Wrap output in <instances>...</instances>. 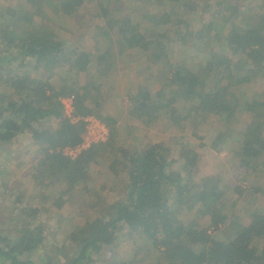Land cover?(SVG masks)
I'll return each mask as SVG.
<instances>
[{
	"label": "trees",
	"instance_id": "trees-1",
	"mask_svg": "<svg viewBox=\"0 0 264 264\" xmlns=\"http://www.w3.org/2000/svg\"><path fill=\"white\" fill-rule=\"evenodd\" d=\"M102 1L5 0L0 6V150L14 138L24 136L30 139L32 159L40 170L48 162L64 164L60 176L52 173L47 178L39 170L33 173L31 198L38 201L49 194L48 200L56 205L53 215L41 214L39 208L29 205V199L24 201L22 190L18 195L12 192L15 197L11 206L0 211V264H29L27 255L35 251L44 256L41 264H112L105 252L121 245V240L129 245L128 262L135 259L131 264H264V206L238 221L227 236L208 233L210 227L226 218L225 204L238 202L240 197L229 196V191H238L239 196L242 191L217 175L200 177V154L195 149L181 150L179 165L174 167L168 156L170 148L164 142L132 151L120 140L115 123L108 117L113 125L109 124L107 141L94 144L74 159L62 153L64 146L82 140L84 123L70 120L61 97L75 96L76 114L93 113L85 103L89 86L79 85V74L89 71L95 62H103L105 54L100 53L94 61L80 39L68 45L66 39L74 34L72 30L58 22L51 25L46 19L63 13L70 20L69 15L81 13V9H97V2ZM124 1L115 0L117 4ZM226 1L135 0L133 4L144 2L149 9L125 11L128 17L120 28L118 18L110 14L114 0L101 5V11L95 14L105 19L112 32L117 30L116 45L122 54L128 49L147 53L156 40L165 43L167 38L184 47L194 42L206 50L202 53L193 48L200 59L191 63L183 57L177 63L170 58L164 61L167 43L162 44L163 50L152 51L162 55L167 66L159 97L138 91L131 100L134 108L151 120L152 112L161 106L157 102L169 88V97L181 99L188 112H195V118L217 114L222 122L230 124L245 98L242 86L251 90L249 96L256 107L252 120L237 133L232 129L227 134L220 132L213 145L222 150L232 136L237 142L232 150L247 171L263 173L264 7L243 9L240 4H232L226 9ZM175 8L178 14L173 17ZM198 9L211 12L206 21L197 24L184 18L185 12ZM133 16L141 23L147 17L144 22L148 29L130 27ZM248 67L254 71L249 77ZM57 74L64 77L59 88L52 81ZM96 176L114 184L115 190L121 189L118 204L105 202L107 194L101 196L84 223L59 214L65 201L61 192L89 191ZM56 179L63 184L59 191L54 189ZM55 194L58 197L54 198ZM199 213L209 222L198 217ZM172 216L178 220L177 226ZM53 217L71 222L61 246L73 245L75 251L62 261L48 251L55 243L48 235L54 227L49 222Z\"/></svg>",
	"mask_w": 264,
	"mask_h": 264
},
{
	"label": "rangeland",
	"instance_id": "rangeland-1",
	"mask_svg": "<svg viewBox=\"0 0 264 264\" xmlns=\"http://www.w3.org/2000/svg\"><path fill=\"white\" fill-rule=\"evenodd\" d=\"M107 2L108 0H104V3L102 1L104 5H108ZM133 2L135 0H125L122 4L113 3L110 14L118 18L117 28L123 27V23L127 20L128 15H125V11L133 10V13H139L142 9H149V6L144 4V2H136V4H133ZM226 2V9H229L232 4H240L243 9H245L244 6L249 9L251 5H255L256 8L264 7V0H227ZM5 3V0H1L0 6L5 5ZM97 4L99 5L97 9H81V13L69 15L70 20L63 13L46 19V22L51 25L58 22L67 26V30H72L74 34L70 37L68 36L66 39L68 45L75 44L77 39H80V45L84 46L94 56V61L108 46L116 47L117 40V35L115 34L117 30H114L115 33L112 32L105 19L99 14H95V11H101V5H103L100 2H97ZM172 14L175 17L178 14V10L175 8ZM209 15H211L210 11L204 13L198 9L196 11L185 12L184 18L200 24L206 21ZM146 18L141 23L134 16L131 17L132 23L130 27L148 29V24L144 22ZM40 22L39 18L38 23ZM167 39L169 40L164 39L165 43H167L166 49L168 54L166 55L169 56L171 61L176 63L180 57H183L186 62L190 63L198 61L200 56L192 51L193 48H197L198 52H206L203 46L196 45L194 42H191L188 47H184L176 43L174 38L172 40L170 38ZM216 42V40L212 41L214 45ZM165 43L160 42V39L156 40L152 50H148L147 53H141L135 49L124 51L121 60L118 58L120 62L115 70L112 69L111 64L106 65L108 60L106 63L105 59L99 64L95 62L89 72L90 75L86 78L93 102L91 100L85 101L94 112L75 114L94 115L108 127L109 124L112 126V123H115L120 140L132 151L142 150L154 142H164L170 148L168 156L174 163V167L179 165V153L181 150L192 148L198 151L201 160L200 166H198L201 172L200 177L207 174L217 175L231 187L239 186L241 188L242 193L240 196L238 191H229V196L234 198L240 197L238 202L236 204L227 202L224 207L227 215L224 221H220L218 226L210 227L208 230V233L211 234L222 233L227 236L233 231L238 221L242 220V218H247L259 206H264V168L263 173L247 171V168L237 159L234 150H232V147H236L237 145L232 136V139L226 140V144L222 150L216 149L213 145L220 132L227 134L232 129V133H237L240 130H244L252 120L256 111L254 99L249 96L252 91L246 86H242V91L246 93L245 98L241 100L239 112L230 124L222 122L217 114L209 115L206 119L195 118V112H188L187 104L181 103V99L169 97V88L165 91L164 98H160V101L157 102V105L161 106L155 110L156 112H152V115H154L153 119H149L147 115L142 113L141 109L134 108L131 100L138 88L139 91L143 88V90L159 97L162 79H164V74H166L164 69L167 66L162 62L166 60L164 58L161 61L158 60L157 51L155 53H152V51H161L159 48L163 50L162 44ZM113 54H109L111 56L109 58H112ZM226 59L224 60L227 61ZM120 67H122L123 76L122 73L120 76L117 75L118 72L120 73ZM64 68H67L66 65ZM253 73V69L248 67L246 76L249 77ZM63 78V75L58 76L57 74L52 81L59 88V85L63 83ZM78 83L79 85L85 83L84 79L79 80ZM68 97H73V105L75 107L74 95L62 96L61 102ZM172 106H176L177 109H173ZM99 115L103 116L104 119H101ZM108 117L113 120L112 123ZM29 141L30 139L27 137L18 136L5 144L0 150V211L11 206L15 197L13 193L18 195L17 191L22 190L21 193L25 196L24 201L29 199V205L39 208L41 214L53 215L56 212V205L54 202L48 200L49 194L42 195L38 201L31 198V191L35 183L33 173L39 170L38 172L45 174L47 178H51L52 173L57 175L61 172L64 164L58 161H54L53 163L48 162L40 170V166H37L38 162L32 159L33 154L30 151L32 146L28 145ZM110 160V158L107 159L108 162ZM54 182L56 185L54 189L59 191L63 184H59L58 179ZM114 186V184L112 185L101 177L96 176V180L94 184L92 183L89 191L70 190L67 193L61 192L65 201L58 213L74 216L73 218L77 223H84L86 215L93 211V208H96L95 205L97 204L94 203L101 196L107 194L108 200L105 202L112 205L118 204L123 192H121V189L115 190ZM50 187L53 188V185ZM56 197H58V194L54 195V198ZM46 207H48V212ZM238 215L240 218H238ZM199 216H201V213H199ZM53 218L54 221L51 222L49 220V222L54 227L48 232V235L49 241L55 243L54 246L48 248V251L52 253L55 259L62 261L70 258V254L75 251L73 245L68 244L65 248L61 246L64 243V232H68L71 222L65 217ZM203 220L207 221V223L209 222L207 219L203 218ZM172 221L176 226L179 224L175 216H172ZM120 244L118 246H111L105 252V257L112 264H123V261H125L124 264L133 263L135 259L128 262L129 259L127 258L130 250L128 248L129 245L126 246L125 242L123 245V240L120 241ZM55 245L59 246V254L56 252ZM170 251L172 252L173 248ZM43 259L42 252L35 251L27 255L26 261L29 264H41ZM99 264H103V262L101 261Z\"/></svg>",
	"mask_w": 264,
	"mask_h": 264
},
{
	"label": "built area",
	"instance_id": "built-area-1",
	"mask_svg": "<svg viewBox=\"0 0 264 264\" xmlns=\"http://www.w3.org/2000/svg\"><path fill=\"white\" fill-rule=\"evenodd\" d=\"M63 107L66 115L70 118L72 122H83L84 131L82 133V140L75 145H66L62 148V153L70 157L71 159L76 158L83 150L108 140L110 135L109 127L101 122L94 115H76L75 107L73 105V97H68L62 100ZM206 264V263H204ZM220 264V263H213Z\"/></svg>",
	"mask_w": 264,
	"mask_h": 264
},
{
	"label": "crops",
	"instance_id": "crops-1",
	"mask_svg": "<svg viewBox=\"0 0 264 264\" xmlns=\"http://www.w3.org/2000/svg\"><path fill=\"white\" fill-rule=\"evenodd\" d=\"M82 47L88 52V50H87L84 46H82ZM113 51H114V52H113ZM103 52H104L103 54H105V58H104V59H105V63H106V61L108 60L107 63H106V65H107V64H111L112 69L115 70V69L118 67L119 62H120V60H121L123 54H122V53L119 54L117 45H116V47H114V46H112V47L108 46L107 49H105ZM113 53H114V54H113ZM123 53H124V52H123ZM109 54H111V55L113 54L112 58H109V56H110ZM110 57H111V56H110ZM160 57H162V55H161V56H158L157 58H158V60L161 61L162 58H160ZM108 58H109V59H108ZM118 58H119L120 60H119ZM168 59H169V56H167V58H166L165 60H168ZM91 68H92V67H91ZM121 68H122V67H120V70H119L120 73H119V72L117 73L118 76H120L121 73H122V76H123V70L121 71ZM90 70H91V69H90ZM90 70L87 71V72H82V73L80 72V74H79L81 80L84 79V82H85L84 84H88V80H86V78H87L88 75H90V73H89ZM122 76H121V77H122ZM141 85H143V84H141ZM138 91H139V88H138L137 92L135 91L133 97L138 93ZM140 91H144V92H145V90H143V88H142ZM147 92H148V91H147ZM159 94H160V90H159ZM71 95H72V94H70V95H66V96H71ZM89 95H91V94H90V91H89ZM152 95H154V94L152 93ZM154 96H155V95H154ZM133 97H132V98H133ZM89 98H90V100H91V97H90V96H87V100H88ZM92 101H93V100H91V102H92Z\"/></svg>",
	"mask_w": 264,
	"mask_h": 264
}]
</instances>
